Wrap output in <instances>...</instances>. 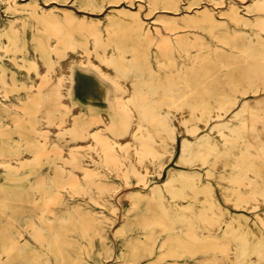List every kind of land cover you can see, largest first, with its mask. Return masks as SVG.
I'll use <instances>...</instances> for the list:
<instances>
[{"label":"bare ground","instance_id":"bare-ground-1","mask_svg":"<svg viewBox=\"0 0 264 264\" xmlns=\"http://www.w3.org/2000/svg\"><path fill=\"white\" fill-rule=\"evenodd\" d=\"M63 1H73L91 11L110 9L101 16L66 3L47 6L42 0H0V86L12 107L15 100L33 102L31 114L27 105L21 107L20 114L23 123L33 124L34 145L38 147L33 157L30 153H11L12 147L27 142V131L13 138L7 126L0 127V167L46 164L39 175L22 179L29 183L24 190L27 198L20 200L37 204L36 214L28 219L25 216L30 211L17 207L15 199L9 200L2 189L4 179L13 177L7 174L0 178V213L11 221L0 224V264L14 257V252L19 259L22 237L39 225L59 230L53 238L52 253L64 264H89V257H100V222L110 216L89 202L113 207L109 194L119 185L111 177L131 184L128 165L144 185L149 173L163 170L176 139L162 109L178 114L175 127L181 132H197L209 119L225 115V104L218 101L189 103L191 94L186 87L201 85L192 75L210 72L216 60L224 64V71H233L220 55L234 48L240 51L247 69L244 94L264 87V18L257 19L236 5L226 12L228 19L221 20L209 4L189 11L200 0H190L186 6L182 0H148L152 11L169 10L160 20L174 34L162 32L157 25L165 46L156 55L155 66L150 57L152 28L142 15V6L132 7L134 0H124L127 4L122 0ZM2 5L8 12L19 14L5 21ZM254 7L248 11H264V0H255ZM188 27L205 30L207 35L191 30V40L186 42L179 28ZM229 34L240 37L239 45L228 38ZM76 63H89L122 87L124 93L118 98L121 121L107 112L94 114L96 118L91 121H79L81 107L73 102L71 89ZM228 82L243 87L239 73H233ZM181 84L185 87L179 89ZM20 91L28 94L21 95ZM237 117L238 125L219 122L212 128L213 134L188 143L181 157L189 166H209L207 175L215 178L216 184L205 180L201 172L183 171L172 172L166 189L159 194L156 188L150 190L148 199L155 202L156 209L153 216L146 214L140 225L166 231L156 261L189 264L181 258L205 254L198 260L264 264V98L259 104L247 103ZM92 124L97 127L92 129ZM79 136L81 141H69ZM3 170L0 168V173ZM50 189L53 192L49 195ZM132 194L134 199L146 195L137 190ZM83 205L89 208L87 212L79 209ZM230 206L256 209L258 217L250 220L243 212H232ZM67 211L73 214L67 224L41 222ZM90 212L97 214L94 223L88 217ZM93 228L97 234L90 232ZM117 232L115 236L120 235ZM154 234L149 232L146 239L130 242L129 253L134 260L155 253V248L148 246L155 244ZM73 243L79 251L66 252L65 246Z\"/></svg>","mask_w":264,"mask_h":264},{"label":"rangeland","instance_id":"rangeland-1","mask_svg":"<svg viewBox=\"0 0 264 264\" xmlns=\"http://www.w3.org/2000/svg\"><path fill=\"white\" fill-rule=\"evenodd\" d=\"M42 1L47 6L66 3L68 5H72L78 11L90 12L94 15L101 16H104L110 9V6H108L105 7L102 11L98 12L79 7L73 1ZM122 1L124 2V4H127V1ZM189 2L190 0H182V4L184 6L188 5ZM254 3L255 0H224L222 3H216L215 1L211 0H200V4H195L192 8H189L190 10L184 8L183 11L189 10L194 12L196 8L205 4H209L211 8L214 9L219 19L227 20L228 18L226 12L231 8L232 5H236L242 12H246L257 19L260 17L264 18L263 10L254 9L252 11H248V8H255ZM140 6H142V15L149 21V25L152 28L154 38L152 44H150V57L153 59V65L156 66L157 63L156 61H154L155 57L157 54H160L164 51L163 46H165L161 37V33L156 29V27L157 25H160V30L162 32H165L166 34H172L171 30L167 28L165 24L160 20L161 14L169 12V10L156 9L152 11L148 0H134L132 7L134 9H137ZM1 10L4 14L5 21H8L9 18L19 14L17 12H8L3 5ZM218 23H221V21L218 20ZM240 28L245 31H251L248 26H240ZM179 29H181L180 31H183L185 35L184 40L186 42L191 40V38L188 37V32L191 30H197L202 33L204 32L207 35L205 30L197 29L194 27ZM244 36L246 37L247 34H245ZM228 38L233 40L234 44L237 45H239V43L241 42L240 37L233 34H229ZM81 39H84L83 36H81ZM210 49H212V47H210ZM2 53L6 54L5 52ZM176 54L178 55L177 51ZM213 55L216 56L214 50ZM220 57V59H224V62L229 65V67L233 68V71H224V69L226 68L224 64L221 62V60H216L215 65L210 72H199L198 74L195 73L192 75V78L198 80L201 85L189 84L186 87L189 91V94H191L190 98L188 99L189 103H193L201 99L203 103L207 105L210 101L215 100L220 102L221 104H225V115L223 117L209 119L208 124L205 127L199 129L197 132H181L178 128L175 127V119L178 114L176 112L172 113L171 111L166 109L161 110L164 117L168 119L170 126L173 127L174 137L176 139V143L173 145V148L167 155L169 157L167 163L165 164L162 171L156 170L149 173V177L145 185L138 182L139 175H136L132 172V165H128V168L131 169V184H126L120 177H111L112 180H117L116 182L119 185L117 189H113L109 194L110 203L113 204V207L95 204L92 201L89 202L99 209L106 210L107 215L110 216L108 220H101L100 222L102 227L99 231L103 233V235L101 236L102 241L100 243V248L102 250L101 256L97 258L89 257V264H168L167 260H155L160 254L161 240L164 235L162 233H165L166 231H161L159 229L154 230L148 227H142L140 225L141 221L146 219V214L148 216H153L155 212L154 210L156 209L155 202L148 199L150 190L152 188H156V192L158 194L159 190L164 191L167 186L169 175L172 172H201L205 180H210L216 184L217 181L215 180V178L207 175V171L210 169L209 166H189L181 161V157L184 154V148L188 143L199 142L206 134H213L212 128L219 122L229 125H238L240 121L237 117V114L245 107V105L250 102L259 104L264 98L263 86L257 92L250 91L249 93L244 94L243 89H245V86L247 85V69L245 68V64L240 56V51L237 48H234L233 52L226 51L225 56L220 55ZM74 72L75 80L71 89L72 94L74 95L73 102L81 107V110L78 114L79 121H91L96 118L97 114H101L102 112H107L112 115L115 121H121V113H118V110L120 111L118 107V98L122 93H124L122 87L118 85L107 74H105L102 70L90 65L89 63H76L74 65ZM224 72L226 74H224ZM261 72L262 71L258 72V76H260ZM233 73H239L243 87L234 86L228 82L229 77ZM177 86L179 89H182L183 87H185V84ZM20 94L25 95L28 93L26 91H20ZM9 100L10 98L5 95L3 87L0 86V127L7 126V128H9V135L13 138H18L25 135L23 134V130H26L27 142L25 144L21 142L20 145H15L14 147H12L11 153H18V156H21L25 153H30V155L33 157V155H35L36 151L38 150V147L34 145V139L36 136L34 126L31 122L23 123V119L20 114V111H22L21 107H23L24 105H27V111L31 114V112H33V102L29 101L27 103H24L21 101L17 102L15 100L16 106L12 107L11 104L8 103ZM94 114H96V116ZM30 118L32 119V115ZM8 120L16 121L12 125H6L5 121ZM88 125L89 124L87 123L86 126ZM96 127L97 124L91 125L92 129ZM81 140L82 137L79 136L71 138L69 141ZM45 167L46 164H38L37 162H32L30 164L26 163L21 166L15 165L6 168L0 167L4 168L3 172L0 173V178L2 180L7 174H10L13 177L4 179L5 185L2 189L7 192L6 197L9 198V200L15 199V204L17 207L25 208L30 211L28 213V216H25V219L31 218L36 214L37 204L32 201L24 202L20 200V198H27L24 190L28 189L25 187V185L29 183L26 180L22 179L25 176L30 177L32 175H39ZM50 167L55 168L57 166L52 165ZM155 168L156 166H154V169ZM135 190H137V192L142 191V193H145L146 195L144 196V198L134 199L132 197V193ZM52 192L53 191L51 189L48 190L49 195ZM134 202L138 203L134 204ZM41 203L42 202H40V204ZM230 208L232 212L245 213L250 220H252L253 217H258L256 209L237 208L233 206H230ZM79 209L82 212H87L89 208L83 205L79 206ZM72 215L73 214L71 212L67 211L65 215H61L60 217L56 216L53 219L43 218L41 222L47 225L50 224V222H53L56 225L67 224ZM88 217L89 219H91V222L94 223L97 214L94 212H90ZM148 221H152V219H148ZM2 222L11 223V221L7 219L5 215L0 213V224ZM116 231H118L117 233L120 234L119 236H115L114 233ZM68 232L75 233L72 230H69ZM90 232L92 234L98 233V231L94 228L91 229ZM149 232L155 233V236H153L156 240L155 244L148 245L155 248V253L142 254L139 260H134L129 253V250L131 248L130 242L139 240L141 238L146 239ZM218 232L222 233L221 230H218ZM56 234H59V230L53 228L51 229L49 227L45 228L43 225L31 228L28 232V235L22 237L21 253L19 255L20 258L16 259V256H18V252H14V257L5 260L3 264H64L61 259L56 258L52 253V250H54L53 238ZM68 237L72 239L74 238L73 236ZM95 238L96 237H94V239ZM65 248L66 252L76 253L79 251V248L75 243L65 246ZM36 254L38 255L39 260L36 259ZM204 255L205 254H197L192 258L182 257L181 260L184 262L189 260V264H209V261L198 260L199 257Z\"/></svg>","mask_w":264,"mask_h":264}]
</instances>
